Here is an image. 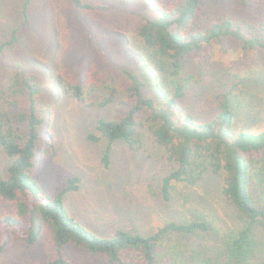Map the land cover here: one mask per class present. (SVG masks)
I'll list each match as a JSON object with an SVG mask.
<instances>
[{
  "label": "trees",
  "instance_id": "1",
  "mask_svg": "<svg viewBox=\"0 0 264 264\" xmlns=\"http://www.w3.org/2000/svg\"><path fill=\"white\" fill-rule=\"evenodd\" d=\"M251 1L240 0V4L248 10ZM76 2L82 8H91L79 0ZM152 5L155 14L144 17L138 38L143 57L163 77L161 87H155L160 100L149 94L148 84L141 75L128 71L131 87L127 115L120 120H99L97 134H89L87 139L94 144L105 143L102 148L105 167L110 165L113 146L118 142L135 153L149 154L151 146L162 149L167 162L174 166L162 181V199L171 206L176 187L186 188L189 192L184 201L182 192L178 197L185 218L167 221L145 234L135 229H119L110 238H99L72 218L65 208V195L79 189V178L70 179L54 199L47 197L30 175L42 139L41 128L46 122L39 108L46 84L39 73H28V66L22 61L15 64V74L10 76L11 87L18 94H28L30 109L16 117L0 109V147L10 160L7 177L0 175V197L15 206L13 213L0 216V230L14 229L18 239L33 245L40 236L39 222L51 224L58 258L50 264H71L64 256V249L70 244L91 255H106L110 264H165L171 254L164 251L163 242L171 235H209L215 237L216 244L214 249L205 251L195 248L190 258L178 253L172 264H264V240L260 235L264 232V128H239L256 117L257 112H264V67L263 70L250 68L246 78L234 73L232 79L222 84L217 95L219 111L210 121L201 122L196 115L183 112L179 104L187 95L189 83L197 80L187 69L190 55L204 47L213 49L225 38L239 41L245 52L264 53V23L251 17L249 20L229 17L209 20L205 0H183L178 4L153 1ZM201 14L204 22L198 20ZM19 42L17 28L9 39L0 43V53L13 51ZM55 78L58 92L84 99V85L75 82L71 75L62 71ZM85 84L106 91L107 96L96 106L106 107L115 101L116 88L101 80L96 67ZM218 84L214 88L211 85L201 88L198 84L199 94L203 95L206 90L214 94ZM143 113L149 115L145 123L139 124L138 117ZM44 143L45 155L54 156L57 150L54 141L48 138ZM206 176H220L222 181L218 188H213L212 194L201 195L199 188ZM213 194L235 211L237 228L225 236L221 235L223 225L212 213L210 200L211 208H203V201L206 202L203 197L211 199ZM8 243L7 237L0 234V254Z\"/></svg>",
  "mask_w": 264,
  "mask_h": 264
},
{
  "label": "rangeland",
  "instance_id": "2",
  "mask_svg": "<svg viewBox=\"0 0 264 264\" xmlns=\"http://www.w3.org/2000/svg\"><path fill=\"white\" fill-rule=\"evenodd\" d=\"M91 8L80 7L76 0H0V43L20 29L19 45L11 52L0 53V109L16 117L30 109L28 94L16 93L10 76L15 64L26 62L28 73H39L46 84L39 108L46 122L41 128L35 166L30 175L42 192L54 199L72 178H79V189L65 195L64 205L69 215L99 238H110L117 230L135 229L149 233L171 220L185 218L178 205L189 192L177 186L175 200L167 204L162 199V181L174 168L164 157L162 149L151 146L149 154L135 153L124 143L113 146L110 165L102 162L103 145L88 141L87 135L97 134L99 120H120L127 115L131 82L127 72L141 75L147 82V91L158 100L156 89L162 75L149 66L143 57L138 29L145 16L155 14L153 1L173 4L183 0H79ZM207 19L218 17L234 20L255 19L264 23V0H252L246 10L240 0H205ZM25 4L27 6L25 7ZM256 16V17H255ZM200 22L205 21L201 14ZM26 22V23H25ZM97 68L101 80L116 88V99L106 107L96 106L107 96L102 87L85 84L91 70ZM264 53L245 52L239 41L225 38L215 48L204 47L189 56L187 69L197 80L190 82L187 95L179 101L185 113H192L201 122L212 120L218 113V92L222 84L237 73L246 78L247 70H263ZM71 75L75 82L84 85V99L58 92L55 86L59 72ZM202 72V74H200ZM200 79V82H199ZM215 82V83H214ZM219 83L210 92H199ZM13 86V85H12ZM3 113V114H4ZM149 114H141L138 123H145ZM249 123L240 129L264 128V112H257ZM144 126V125H143ZM145 131V127L141 129ZM52 139L56 154L45 155L46 139ZM10 160L0 147V175L7 177ZM208 176V175H207ZM201 184L200 194H212L222 181L220 176L207 177ZM211 176V175H210ZM203 187V188H202ZM198 188V187H197ZM182 192V194H180ZM218 194V193H216ZM203 208L213 207L212 213L220 221L221 235L237 228L234 208L213 194L204 196ZM210 200V205H209ZM15 206L0 197V216L11 214ZM40 236L33 245L17 238V231L0 230L9 243L0 254V264H50L58 258L57 243L51 224L39 222ZM264 240V232L260 233ZM215 237L171 235L164 240L169 254L165 264H172L176 254L190 258L191 251L215 248ZM183 245V246H182ZM221 251V250H220ZM64 256L71 264H110L106 255H91L70 244ZM174 257V259H173ZM137 264V263H133Z\"/></svg>",
  "mask_w": 264,
  "mask_h": 264
}]
</instances>
